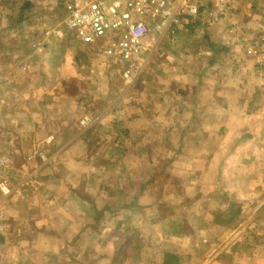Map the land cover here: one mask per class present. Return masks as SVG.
<instances>
[{
	"label": "crops",
	"instance_id": "crops-1",
	"mask_svg": "<svg viewBox=\"0 0 264 264\" xmlns=\"http://www.w3.org/2000/svg\"><path fill=\"white\" fill-rule=\"evenodd\" d=\"M23 1L0 9V264H264V1L177 29L132 86Z\"/></svg>",
	"mask_w": 264,
	"mask_h": 264
},
{
	"label": "built area",
	"instance_id": "built-area-1",
	"mask_svg": "<svg viewBox=\"0 0 264 264\" xmlns=\"http://www.w3.org/2000/svg\"><path fill=\"white\" fill-rule=\"evenodd\" d=\"M57 5L63 13L45 35L62 40L71 33L80 44L96 47L128 86L140 80L151 56L177 29L202 18L208 23L226 20L235 10V0H57ZM245 45L255 54L254 47H262L264 37ZM91 121L83 117L80 124L85 127ZM10 165L0 146V172ZM11 192L10 181L1 175V197Z\"/></svg>",
	"mask_w": 264,
	"mask_h": 264
},
{
	"label": "rangeland",
	"instance_id": "rangeland-1",
	"mask_svg": "<svg viewBox=\"0 0 264 264\" xmlns=\"http://www.w3.org/2000/svg\"><path fill=\"white\" fill-rule=\"evenodd\" d=\"M15 1H17V0H10V1L6 0L5 3L0 4V9L3 10V11H6V12L12 13L13 12L14 2ZM20 1H23V0H20ZM41 1H42V3L40 5H37V7H36L37 9L35 8L33 10L34 11L33 14L35 16H37V15H39V12H40V14L44 15V17H47L49 15V13H50L49 8L54 3V0H41ZM252 1L253 0H235V10L234 11L236 12V14L238 13L240 15V13L242 11H246L247 9H249V7H251L252 4H254ZM258 1H259V3H263L264 0H258ZM40 8L41 9L43 8L42 9V12H44V9H45V12L44 13H41V9ZM58 14H59V12H58ZM6 21L7 20H5V21L0 20V22L2 23V25H5L7 23ZM11 21H12V19H11ZM13 21H14V19H13ZM46 21L48 22V20H46ZM204 22H206V21H203V18H202V20L199 23H197L198 27H197V29L195 31V34H194L195 38H193V37L189 38V37L185 36L187 38V40L185 39V37L184 38H179L178 41H177V43L179 45L180 44H183V43H185V44L186 43H190L192 45L193 44L202 43L204 41V39H203L204 32L203 33H201V32L204 30V28L203 27L201 28V26L202 25H205ZM69 34H71V33H69ZM1 118H2V116H0V119ZM17 136H18V133H16L15 137H17Z\"/></svg>",
	"mask_w": 264,
	"mask_h": 264
},
{
	"label": "trees",
	"instance_id": "trees-1",
	"mask_svg": "<svg viewBox=\"0 0 264 264\" xmlns=\"http://www.w3.org/2000/svg\"><path fill=\"white\" fill-rule=\"evenodd\" d=\"M25 8H26V9H23V10H28L27 5H25ZM204 23L206 24L207 22H204ZM196 27H198L197 24H195V25H191V26H188L187 29H192V28H196ZM172 35H173V34H172Z\"/></svg>",
	"mask_w": 264,
	"mask_h": 264
}]
</instances>
